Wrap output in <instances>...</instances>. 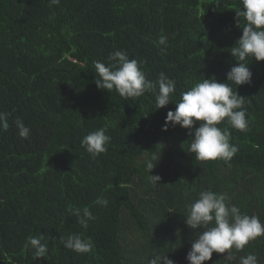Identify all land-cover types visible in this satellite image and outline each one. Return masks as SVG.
Wrapping results in <instances>:
<instances>
[{"label": "trees", "instance_id": "obj_1", "mask_svg": "<svg viewBox=\"0 0 264 264\" xmlns=\"http://www.w3.org/2000/svg\"><path fill=\"white\" fill-rule=\"evenodd\" d=\"M237 9L241 0H0V112L10 125L0 130V264H148L158 253L188 264L202 229L185 224L186 205L203 190L226 194L264 223V61L250 58L251 83L237 87L248 131L219 125L238 147L231 161L196 160L187 129L162 130L180 93L201 76L226 82L236 63L230 48L242 35ZM115 50L140 61L149 80L173 78V103L154 109V93L125 100L97 88L93 62L107 64ZM16 118L30 128L27 139ZM101 127L111 141L92 157L81 140ZM145 151H160L149 172ZM84 207L95 217L87 227L71 211ZM39 234L48 253L33 259L26 244ZM69 234L89 239L92 250L65 248L60 237ZM232 251V264L248 253L264 264V236ZM223 255L204 264H225Z\"/></svg>", "mask_w": 264, "mask_h": 264}, {"label": "clouds", "instance_id": "obj_2", "mask_svg": "<svg viewBox=\"0 0 264 264\" xmlns=\"http://www.w3.org/2000/svg\"><path fill=\"white\" fill-rule=\"evenodd\" d=\"M51 4L59 5L60 0H50ZM219 0H217V4ZM242 9L235 11L236 26L242 28V35L230 48V55L236 62L226 73V82H218L215 77L202 78L180 93V99L173 103L176 81L164 72L155 81L149 80L142 70L141 62L130 58L124 50H115L108 56V63L94 61V68L99 78L95 79L97 88L115 91L120 97L135 100L146 92L155 94L154 109L175 104V110L166 114L163 129L168 125H177L187 129L191 141L188 153L199 161L223 160L229 162L238 152V147L230 143L231 133L227 128H221L222 122H227L234 129L246 132L249 121L244 107L245 97L240 96L237 87L250 84L252 72L248 65L251 60L264 61V0H241ZM243 18V20H241ZM168 37L160 36L158 44L167 46ZM164 48L161 50L163 51ZM231 82V83H228ZM235 85V90L232 85ZM198 127H194L196 122ZM14 124L18 136L27 139L31 130L22 119L16 118ZM10 125L8 114L0 112V130L7 131ZM103 127L89 132L81 140V146L92 157L107 151L106 145L111 137ZM148 153L144 163L148 172L160 159V151H145ZM153 184L158 183V175H149ZM107 206L108 201L98 198L96 201ZM78 222L87 227L88 221L95 219L88 207L71 209ZM185 224L195 232V239L186 254L188 264H204L211 260L213 252L224 254L225 264H232L237 258L233 249L242 251L250 241L264 236V223L257 215H248L229 202L226 194L203 190L198 198L186 205ZM60 242L67 249L77 253H88L93 244L80 234H69L60 237ZM26 248L32 252L33 259L44 258L48 253V245L42 234L29 237ZM148 264H174L164 253L153 256ZM239 264H258V257L248 253L239 258Z\"/></svg>", "mask_w": 264, "mask_h": 264}]
</instances>
